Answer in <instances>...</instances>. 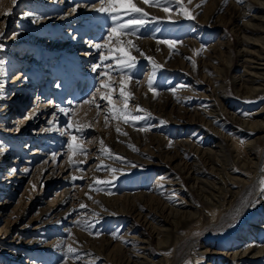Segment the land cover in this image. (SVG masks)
Returning a JSON list of instances; mask_svg holds the SVG:
<instances>
[{
    "label": "rangeland",
    "instance_id": "374dc122",
    "mask_svg": "<svg viewBox=\"0 0 264 264\" xmlns=\"http://www.w3.org/2000/svg\"><path fill=\"white\" fill-rule=\"evenodd\" d=\"M232 1L192 0L189 4L183 0V7L195 16L192 20L178 15L176 6L171 13H165L134 0L150 14L146 18L150 22L134 30V35L108 40L113 48L117 39L121 40V46L135 57V66L124 72L119 71L116 61H106L112 65L109 78L92 70L100 53L89 44L101 43L112 26L111 20L96 11L101 6L98 0H0V60L4 61L0 67V264H115L112 259L119 253L118 246L132 248L135 236H153L147 243V253L154 252L157 261L167 250L159 248L156 235L151 233V223L163 218L153 208L155 198L175 207L174 202L186 198L203 212L210 211L179 173V160L171 156L178 153V159L191 162L196 157L195 149L210 146L215 136L211 123L196 120L192 113L218 102L210 81L212 68H208L207 49L215 47L212 55L218 56L222 42L233 39L228 23L231 19L239 21L241 13L231 5ZM75 5L79 7L72 12ZM23 13H33L39 19L34 21ZM168 15L176 23L151 19ZM129 40L136 47H128ZM166 40L180 43L169 47L160 42ZM153 61L162 65L155 70V92L148 88ZM237 64L233 62L236 69ZM101 80L112 84L114 90L101 88L97 92ZM121 80L126 81L125 92L131 93L127 110L133 115H145L137 110L136 106H140L151 113V118L125 123L120 113L112 112L107 101L101 99L110 94L115 108L123 109L124 102L119 98ZM226 91L233 100H240L232 88L226 87ZM93 93L102 109L98 119L97 108L82 103ZM263 99L264 96L253 101L256 105L251 106V112ZM77 104L80 107L75 114H69L73 127L65 131L69 117L54 105L75 108ZM146 125L153 127L138 130ZM77 126L80 131H76ZM258 152L264 158V140ZM101 165L104 167L98 170ZM113 168L120 171L113 173ZM96 180L103 182L98 185L102 191H90L89 185ZM137 203L144 207L140 209L141 218L140 210L130 211ZM81 204L86 207L81 208ZM242 214L220 220L217 226L207 221L200 227L192 225L189 233L208 251L201 264H235L228 254L238 245L232 244L235 233L242 230L237 225L254 224L257 215L264 216V210L250 217V222ZM145 217L151 222L147 226ZM95 232L102 235L94 237L91 233ZM114 232L122 239H114ZM164 237L160 235L166 240ZM68 245L78 249L79 259L68 254ZM187 251L184 243L182 253ZM261 258L249 257L244 264H264ZM192 261L181 257L179 264Z\"/></svg>",
    "mask_w": 264,
    "mask_h": 264
},
{
    "label": "bare ground",
    "instance_id": "6f19581e",
    "mask_svg": "<svg viewBox=\"0 0 264 264\" xmlns=\"http://www.w3.org/2000/svg\"><path fill=\"white\" fill-rule=\"evenodd\" d=\"M231 5L241 13L239 21L231 19L228 23L233 39L222 42L218 56L217 53L212 55L215 47L207 49L210 54L208 68H212L210 81L216 90L218 102L205 105L202 110L192 113L196 120L211 123L215 136L212 135L210 146L195 149L196 157L191 162L178 159V153L171 156V159L179 160V173L184 179L187 178L191 191L209 206L210 211L203 212L194 201L186 198H181L179 203L174 202L177 207L162 204L155 198L153 208L158 209L156 214L163 218L151 223L147 221V215L144 223L146 226L152 224L151 233L156 235L159 248L167 250V254L157 256L159 259L156 261L154 252L147 253V243H151L153 236L143 239L135 236V239L132 238L135 245L132 248L118 246L119 253L112 259L115 264H179L181 257L193 260L192 264H201L202 257L208 251L189 233L193 224L200 227L203 221H207L217 226L220 220L228 221L244 211L247 214H242L243 219L249 221L250 217L253 218L264 210V196L260 192L264 158L258 152L259 143L264 140V99L251 112V106L256 105L253 101L264 96V0H243L242 3L233 0ZM234 61L238 62L237 69L233 66ZM226 87L232 88L240 100H233ZM187 147L192 150V144ZM142 206V203L134 204L130 211L144 209ZM141 213L142 210L138 214L139 218ZM253 222L255 223L237 225L242 230L235 233L232 244L238 245L232 246L233 250L228 254L235 264H244L249 257L254 256L264 259L263 214L257 215ZM243 227L246 229L243 230ZM160 235H165L166 240L160 238ZM184 243H187L188 251L183 254Z\"/></svg>",
    "mask_w": 264,
    "mask_h": 264
},
{
    "label": "snow or ice",
    "instance_id": "6c2138e0",
    "mask_svg": "<svg viewBox=\"0 0 264 264\" xmlns=\"http://www.w3.org/2000/svg\"><path fill=\"white\" fill-rule=\"evenodd\" d=\"M15 2V0H14ZM99 4L101 5L99 8L96 9L97 12L102 13L106 16L107 19L112 21V26L108 28V35L107 37L102 38L101 43H90L89 47L96 49L99 53V62L97 64L92 65V70L94 72H97L99 70L98 75L103 77V76H109V69L112 68V65L107 64L106 61L108 60H114L117 62L118 65H120L119 71L124 72L125 68H132L135 66V57L131 56L130 52L125 49V47L121 46L123 42L119 39H117L116 44L117 46L115 48L110 47L108 45V40H110L113 37H118L120 35H134L135 32L134 30L139 29L140 27H143L147 22H150L146 20L147 17H149V13L144 10L143 7H139L137 3L134 2V0H98ZM192 0H188V3L190 4ZM206 2V0H202V3ZM239 3H242L243 0H238ZM140 3L144 5H148L150 7H156L160 8L163 12L165 13H171L172 7L176 6L177 7V14L180 15L182 14L188 19H195V16L191 14V11L183 7V0H140ZM79 5H75L72 8V12H76L77 8ZM197 7H201V5H197ZM24 17L32 16L33 20L39 19V17L35 16L33 13H23L22 14ZM152 20L159 21L161 19H167L171 23H176L175 20H173L171 15H168L166 17H152ZM13 35H16V33H13ZM3 36V33H0V37ZM162 43H166L169 45V47H172L176 43H180L178 40H166V41H160ZM127 46L128 47H136L132 43L131 40L127 41ZM0 47H3V45H0ZM136 50L139 52V48H136ZM106 53V54H105ZM143 55V53H141ZM4 61L0 60V67L3 66ZM162 67V65L156 64L153 61V73L152 76L148 79V88L150 91L155 92V89L153 88V81L155 79V70L157 68ZM131 77H129L130 79ZM140 82L137 81V84ZM125 84L126 81L121 80L120 82V91H119V98L123 100L124 102V108L123 109H116L115 106L112 104V96L110 94H105L101 96V99L107 101L108 105L111 106V111L112 112H119L120 113V118L124 120L125 123L129 122H138V121H146L147 119L151 118V113H148L146 109L141 108L140 106H136L137 110L140 113H145V115H133L131 112L127 110V105H128V99L131 96V93H126L125 92ZM59 87V85H57ZM101 88H111L114 90V86L112 84H105L103 80L100 81V86L97 87L96 91L99 92ZM172 91L175 93L176 89L173 88ZM84 104H93L97 108V119L99 116V112L102 110L100 105L95 102V93L92 94L89 99H86L82 101ZM54 107L57 108V111L64 114L65 116L69 117V122L65 126V131L68 129H71L73 127L71 123V116L69 115L70 113L72 115L75 114L76 108L80 107L79 104L73 107L69 108H64L60 107L58 105H54ZM53 117H55V113H53ZM113 118H116L115 116ZM108 115L105 117V124L107 125L108 123ZM50 124H54V121H49ZM162 123H167V121H163ZM153 127V125H146L145 127L139 128V131H148L150 128ZM51 131L52 129H48ZM76 131H80L79 126L76 127ZM116 131L120 133V128L117 127ZM123 135H127V133H122ZM75 139V137H73ZM101 144H103V141H101ZM71 147V145H69ZM134 147V146H133ZM137 150L138 149H134ZM86 154V150H81ZM110 153V150H109ZM53 159H55L56 153H53ZM115 159L117 160H123V157L120 156H114ZM135 166V165H133ZM100 167H104L103 165L98 166V170ZM83 171V169H80ZM12 172H15L16 169H12ZM25 172L28 171V169L24 170ZM113 173L120 171L119 169H111ZM236 171H239V169H236ZM73 181H75L76 177L72 178ZM163 179V178H162ZM101 181L96 180L94 182V185H89L90 191H102L103 189L98 187L100 185ZM260 192L262 196H264V180L260 181ZM162 187V186H161ZM110 194V193H109ZM89 199L92 197L89 195ZM170 199L174 197H169ZM96 203H99L98 201ZM253 207L255 206L254 204L252 205ZM81 208H85L86 205L81 204ZM114 214V213H113ZM86 228L90 227L89 224L84 225ZM94 237H99L102 235L101 232H95L91 233ZM112 236L114 239H122L117 233H112ZM67 252L68 254L73 258V259H79L77 253L78 249L73 248L71 245L67 246Z\"/></svg>",
    "mask_w": 264,
    "mask_h": 264
}]
</instances>
